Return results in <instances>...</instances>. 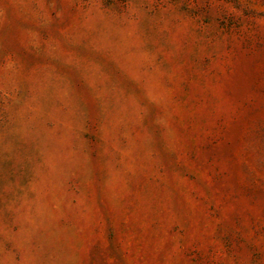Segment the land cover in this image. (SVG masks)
Here are the masks:
<instances>
[{"label":"rangeland","instance_id":"rangeland-1","mask_svg":"<svg viewBox=\"0 0 264 264\" xmlns=\"http://www.w3.org/2000/svg\"><path fill=\"white\" fill-rule=\"evenodd\" d=\"M0 264H264V0H0Z\"/></svg>","mask_w":264,"mask_h":264}]
</instances>
